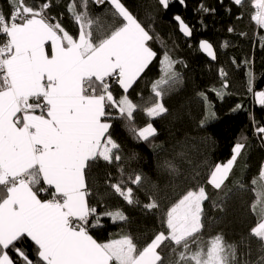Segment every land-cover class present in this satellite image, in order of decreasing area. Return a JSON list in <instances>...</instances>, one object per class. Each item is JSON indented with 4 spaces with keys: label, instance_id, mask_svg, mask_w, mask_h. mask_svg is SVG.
Returning a JSON list of instances; mask_svg holds the SVG:
<instances>
[{
    "label": "snow or ice",
    "instance_id": "snow-or-ice-1",
    "mask_svg": "<svg viewBox=\"0 0 264 264\" xmlns=\"http://www.w3.org/2000/svg\"><path fill=\"white\" fill-rule=\"evenodd\" d=\"M5 2L7 14L0 9V264L237 261V244H225L221 235L209 239L206 250L199 243V234L205 228L202 204L208 199L203 186L173 197L160 195L159 187L153 185V193L143 208L159 213L161 229L142 247L130 234L106 242H98L90 234V227L100 224V215L89 200L93 195L89 171L98 167L99 161L110 165L124 159L121 145L110 131L112 121L126 120L136 142H148L158 134L151 122L141 128L133 124L134 113L141 105L130 99L129 90L158 61L159 76L151 84V103L142 110L148 118H159L169 111L162 102L164 98L178 91L184 82L175 68L181 61L172 57L153 24L142 22L125 0H80L79 4L71 0L66 10L78 26V34L73 35L60 19L49 15V2L38 7L26 0ZM173 2L184 5L186 0H157L165 10ZM232 2L241 6L243 0ZM90 4L103 8V13H92ZM250 6L251 21L264 29V0H250ZM199 10L215 11L203 5ZM173 20L184 37L193 35V27L179 14ZM153 40L164 49L162 55L151 47ZM259 42L264 48V36L259 37ZM198 47L216 59L210 42L201 39ZM220 75L224 80L222 88L226 89L227 72L221 68ZM246 76L248 92L254 93L257 103L264 106V91L254 92L251 67ZM110 81L122 90L119 98ZM197 95L207 101L203 93ZM215 116V112L208 113L201 126ZM253 123L256 125L255 118ZM254 131L264 142V126L256 125ZM245 147V143L235 142L226 162L215 163L207 184L221 189ZM137 155L134 152L128 159ZM163 167L169 175L179 174L171 161H165ZM119 172L122 177L123 166ZM197 175L195 172L188 178L195 180ZM107 177L105 184L129 206L140 204L134 199L133 188L126 186L123 179L110 183L111 173ZM128 179L132 185H140L144 177L137 173L134 178L129 174ZM258 182L260 219L251 227L250 235L260 242V255L255 262L246 259L243 264H264V164L258 180H252L254 185ZM104 215L113 223L128 222L120 209L106 210ZM25 240L31 242V252L23 247ZM244 241L241 237L238 243ZM173 255L175 260L171 259Z\"/></svg>",
    "mask_w": 264,
    "mask_h": 264
},
{
    "label": "trees",
    "instance_id": "trees-1",
    "mask_svg": "<svg viewBox=\"0 0 264 264\" xmlns=\"http://www.w3.org/2000/svg\"><path fill=\"white\" fill-rule=\"evenodd\" d=\"M26 2L37 7L49 2L52 5L49 15L60 19L70 34H78V26L66 10L71 0ZM75 2L79 4L80 0ZM125 2L142 22L153 24L155 33L162 37L172 57L181 61L175 68L182 74L184 82L178 91L164 98L162 102L169 111L159 118H148L142 110L151 103V84L159 76L158 61L129 90L130 99L141 105L134 113L133 124L141 128L152 122L158 134L148 142H136L126 120L112 121L114 126L110 131L121 145L120 154L124 159L110 165L99 161L98 167L89 171L88 183L93 192L89 200L100 215V224L90 227V234L98 242L130 234L142 247L161 229L159 213L143 208L153 193V185L159 187L160 195L167 193L173 197L203 186L208 199L202 204L205 228L199 234V243L206 250L208 240L221 235L225 244H237V261L233 264H243L246 259L255 262L260 255V242L250 235V229L260 219L261 205L257 202L260 184L254 185L252 180H258L260 167L264 164V146L254 127L264 126V106L257 103L254 93L248 92L246 73L251 67L255 76L254 92L264 91V48L259 42V37L264 36V29H259L250 19L253 12L250 0H243L241 6H236L232 0H186L184 5L171 3L167 10L157 0ZM201 5L215 11L202 12L199 10ZM0 9L7 14L5 0H0ZM90 11L103 13L104 9L90 4ZM175 14H179L194 29L188 41L178 32V25L173 20ZM106 19L111 22L110 17ZM229 28L233 31L229 32ZM200 39L212 43L216 52L214 62H209L198 50ZM150 45L162 55L164 49L159 43L153 40ZM246 61L249 63L246 64ZM221 68L227 72L226 89L222 88L224 80L220 75ZM112 87L117 98L123 95L117 84ZM218 91L221 95H218ZM197 93H203L207 101ZM238 105L239 109L233 111ZM210 112H215V119H209L201 126V121ZM237 141L245 143L246 147L221 189H215L207 184L210 172L215 163L226 162L231 147ZM134 152L138 154L137 157L128 159ZM165 161H171L179 174L169 175L163 167ZM120 166L124 168L122 177ZM195 172L199 173L195 180L189 179V175H195ZM108 173H111L110 183L120 178L126 186L132 187L134 199H138L140 204L129 206L111 190L105 184ZM137 173L142 174L144 179L140 185H132L128 176L131 174L134 178ZM156 198L159 199V196ZM115 209L122 210L128 222L113 223L110 217L104 215L106 210ZM241 237L245 238L243 244L238 243ZM23 247L31 252L33 246L25 240ZM192 248L195 249L196 244ZM176 258L175 255L171 257L173 260Z\"/></svg>",
    "mask_w": 264,
    "mask_h": 264
},
{
    "label": "water",
    "instance_id": "water-1",
    "mask_svg": "<svg viewBox=\"0 0 264 264\" xmlns=\"http://www.w3.org/2000/svg\"><path fill=\"white\" fill-rule=\"evenodd\" d=\"M164 10H165V9H164ZM175 22H176V21H175ZM176 23H177V22H176ZM177 25H178V24H177ZM178 32H179V30H178ZM180 34H181V33H180ZM181 35H182V34H181ZM182 36H183V35H182ZM191 37H192V36H191ZM191 37H190V38H186V37L183 36V38H184L185 40H187V41H188L189 39H191ZM200 40H201V39H200ZM200 40H199V41H200ZM199 41H198V42H199ZM208 42H209V41H208ZM210 43H211V42H210ZM198 44H199V43H198ZM211 44H212V43H211ZM198 50H199V51H200V52H201V53L207 58V60H208L209 62H214V61L216 60V59L213 60V59H211L210 57H208L205 53H203V52L199 49V47H198ZM213 51H214V47H213ZM214 53H215V55H216V52H215V51H214ZM263 146H264V142H263Z\"/></svg>",
    "mask_w": 264,
    "mask_h": 264
},
{
    "label": "built area",
    "instance_id": "built-area-1",
    "mask_svg": "<svg viewBox=\"0 0 264 264\" xmlns=\"http://www.w3.org/2000/svg\"><path fill=\"white\" fill-rule=\"evenodd\" d=\"M110 83H112V85H115V84H114L113 82H111V81H110ZM45 198H47V197H45Z\"/></svg>",
    "mask_w": 264,
    "mask_h": 264
},
{
    "label": "rangeland",
    "instance_id": "rangeland-1",
    "mask_svg": "<svg viewBox=\"0 0 264 264\" xmlns=\"http://www.w3.org/2000/svg\"><path fill=\"white\" fill-rule=\"evenodd\" d=\"M151 123H152V122H151ZM146 125H147V124H146ZM146 125H145V126H146ZM145 126H143V127H145Z\"/></svg>",
    "mask_w": 264,
    "mask_h": 264
}]
</instances>
